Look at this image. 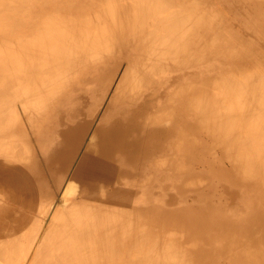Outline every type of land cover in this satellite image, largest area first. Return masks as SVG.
Returning <instances> with one entry per match:
<instances>
[{
	"label": "bare ground",
	"instance_id": "obj_1",
	"mask_svg": "<svg viewBox=\"0 0 264 264\" xmlns=\"http://www.w3.org/2000/svg\"><path fill=\"white\" fill-rule=\"evenodd\" d=\"M36 239L31 264H264V0H0V264Z\"/></svg>",
	"mask_w": 264,
	"mask_h": 264
},
{
	"label": "rangeland",
	"instance_id": "obj_2",
	"mask_svg": "<svg viewBox=\"0 0 264 264\" xmlns=\"http://www.w3.org/2000/svg\"><path fill=\"white\" fill-rule=\"evenodd\" d=\"M21 195H23V196H26L27 194L26 193H23V194H21ZM20 195V196H21ZM28 196V195H27ZM46 200V201H45ZM41 203H46V202H48L49 200H47V199H44V198H41ZM41 203H39V205H41ZM44 203V204H45ZM43 204V205H44ZM13 208H14V210H13V212H15V214L17 215V216H19L20 218H21V220L22 221H24V222H21V223H18L17 224V222L15 223V224H12L13 226H14V228L12 227L11 229H14V230H19V228H21V227H25V230H27L28 232H29V230L30 229H33V227H31V224L33 225V226H37V225H34L33 224V222L34 223H37L38 224V222H40V224H42V222H41V220H42V207L43 206H38V207H36V208H32V207H26V206H24V205H19V204H15V203H12L11 202V204H10ZM45 206H47V205H45ZM44 206V207H45ZM43 207V208H44ZM21 208V209H20ZM37 208H40L41 210L39 211V213H38V211H36L37 210ZM45 209H46V207H45ZM45 209H43V210H45ZM28 211H30V212H28ZM38 215V216H37ZM35 216H37V217H35ZM34 217V218H33ZM40 217H41V219H40ZM38 219H40V220H38ZM33 220V221H32ZM38 226H39V228H40V225L38 224ZM10 228V227H9ZM29 228V229H28ZM37 229H38V227H37ZM45 230V223H43V226L39 229L41 232H43L44 230ZM10 231H12V230H10ZM20 231V230H19ZM36 231V229L34 230V232ZM27 232V233H28ZM32 232V231H31ZM33 233V232H32ZM37 233V232H36ZM30 234V233H29ZM33 235V234H32ZM32 235H30L29 236V239L31 238L32 239ZM34 237V236H33ZM28 239V238H27ZM28 239V240H29ZM37 241V239L35 240V242H33L32 240L30 241V242H33V243H35V245L33 244V243H30L31 244V246H30V248H31V251L29 252V255L27 256V258L28 259H25L24 257L23 258H20V259H18V261L15 263V264H23L24 262L26 263V264H31L32 263V261L34 260V255H35V252H36V248L39 246L38 244V242H36ZM38 243V244H37ZM29 243H27V245H28ZM29 244V245H30ZM28 245V246H29ZM36 245H37V247H36ZM24 246H26V245H24ZM28 246H26L27 248H29ZM33 247V248H32ZM36 247V248H35ZM2 262H4V260H2Z\"/></svg>",
	"mask_w": 264,
	"mask_h": 264
}]
</instances>
